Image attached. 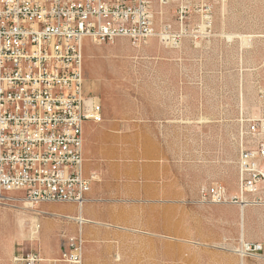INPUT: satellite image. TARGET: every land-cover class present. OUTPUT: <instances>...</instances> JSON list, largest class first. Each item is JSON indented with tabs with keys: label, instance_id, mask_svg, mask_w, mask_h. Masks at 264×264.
<instances>
[{
	"label": "rangeland",
	"instance_id": "obj_1",
	"mask_svg": "<svg viewBox=\"0 0 264 264\" xmlns=\"http://www.w3.org/2000/svg\"><path fill=\"white\" fill-rule=\"evenodd\" d=\"M208 1V26L194 6L182 22L176 2L154 7L157 33L179 34L171 41L83 44L85 85L100 86L90 90L100 102L109 97L138 118L156 113L152 99L172 101L165 137L173 156L188 161L190 181L198 179L199 199L174 202L173 233L152 235L158 246L142 258L131 244L134 231L72 215L73 204L0 201V233H12L14 264H49L79 239L80 264H264V202L200 200L212 183L235 192L239 149L256 144L245 134L249 123L264 137V0ZM254 244L260 249H247Z\"/></svg>",
	"mask_w": 264,
	"mask_h": 264
},
{
	"label": "built area",
	"instance_id": "obj_2",
	"mask_svg": "<svg viewBox=\"0 0 264 264\" xmlns=\"http://www.w3.org/2000/svg\"><path fill=\"white\" fill-rule=\"evenodd\" d=\"M167 1L0 0V201L81 207L93 179L83 171L82 128L102 120L100 100L85 85L83 40L176 39L179 34L167 27L157 33L155 26L154 7ZM171 1L179 22L194 6L209 25L208 0ZM261 130L256 122L246 128L256 144L239 149L235 192L212 183L200 190L202 202H264ZM81 255L79 239L49 264H80Z\"/></svg>",
	"mask_w": 264,
	"mask_h": 264
},
{
	"label": "crops",
	"instance_id": "obj_3",
	"mask_svg": "<svg viewBox=\"0 0 264 264\" xmlns=\"http://www.w3.org/2000/svg\"><path fill=\"white\" fill-rule=\"evenodd\" d=\"M163 98L151 100L157 105L155 114L138 118L124 115L109 97L101 99L102 120L86 121L82 128L83 171L93 176L89 192L80 208L66 203L73 204L72 215L134 231L137 239L131 244L141 258L151 257L146 249L158 246L152 235L173 233L174 202L199 199L198 179L190 181L188 161L173 156L172 143L165 137L166 109L172 101ZM2 232L0 264H14L12 233Z\"/></svg>",
	"mask_w": 264,
	"mask_h": 264
},
{
	"label": "bare ground",
	"instance_id": "obj_4",
	"mask_svg": "<svg viewBox=\"0 0 264 264\" xmlns=\"http://www.w3.org/2000/svg\"><path fill=\"white\" fill-rule=\"evenodd\" d=\"M86 42V39L83 40V44ZM20 202H23V201H20ZM244 204V203H243ZM242 205V204H241ZM14 206V205H13ZM240 251V250H239Z\"/></svg>",
	"mask_w": 264,
	"mask_h": 264
}]
</instances>
